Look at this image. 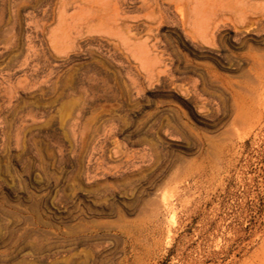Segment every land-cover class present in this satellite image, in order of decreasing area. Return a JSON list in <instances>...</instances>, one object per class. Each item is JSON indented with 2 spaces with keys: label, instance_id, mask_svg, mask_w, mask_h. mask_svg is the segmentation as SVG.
<instances>
[{
  "label": "rangeland",
  "instance_id": "1",
  "mask_svg": "<svg viewBox=\"0 0 264 264\" xmlns=\"http://www.w3.org/2000/svg\"><path fill=\"white\" fill-rule=\"evenodd\" d=\"M64 1L0 0V264H264V0L195 41Z\"/></svg>",
  "mask_w": 264,
  "mask_h": 264
},
{
  "label": "bare ground",
  "instance_id": "2",
  "mask_svg": "<svg viewBox=\"0 0 264 264\" xmlns=\"http://www.w3.org/2000/svg\"><path fill=\"white\" fill-rule=\"evenodd\" d=\"M71 1L72 3L77 5V7L75 8L72 14L73 18L80 17L81 19L84 17L86 19H90L92 22L93 19L101 20L103 18L109 20H113L114 18L115 20L119 16L124 15L126 13H130L134 15L136 14V16L139 15L141 16V14H143L144 16L147 17L146 19H148L149 17L151 18V20L153 19L154 21H158L160 24L166 21L169 22L177 30H179V32H181V34H183L185 38H189L191 41H195L197 37L196 35H199L201 37H207L209 35L211 28L213 27L214 24H216V20L218 19L217 15L219 10L227 11L233 8L231 4V0H71ZM69 2L70 0H65L62 4L61 11H58L59 21H62L66 17L65 16L67 14L66 5ZM242 5L243 4H241L240 7L238 6L233 9L238 11V14L240 13L243 14V12L245 11ZM134 18L136 19V17ZM108 21L107 23H109ZM118 23H116V25ZM160 24H158V26ZM98 28L99 29L101 28L102 30L104 28L106 29L107 32H109V30L113 31V27L104 24L99 25ZM116 28L118 29L117 26ZM154 62L155 61H153L152 64Z\"/></svg>",
  "mask_w": 264,
  "mask_h": 264
}]
</instances>
